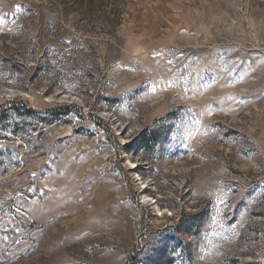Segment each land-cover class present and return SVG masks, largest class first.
<instances>
[{"label": "rangeland", "instance_id": "obj_1", "mask_svg": "<svg viewBox=\"0 0 264 264\" xmlns=\"http://www.w3.org/2000/svg\"><path fill=\"white\" fill-rule=\"evenodd\" d=\"M0 115V264H264V0H0Z\"/></svg>", "mask_w": 264, "mask_h": 264}, {"label": "trees", "instance_id": "obj_2", "mask_svg": "<svg viewBox=\"0 0 264 264\" xmlns=\"http://www.w3.org/2000/svg\"><path fill=\"white\" fill-rule=\"evenodd\" d=\"M73 109L70 108L69 106H61V107H58V110H60V116H62V117L70 114L71 110H73ZM80 116L82 117V115H80ZM0 119H2V115H0ZM127 148H130V146H128ZM128 151H130V149ZM201 218H202V214L201 213L198 214V215H196V216L189 217L188 218V221H187V225L186 226L185 225L183 226L184 228H186L188 235H190V237L192 239H196V236H197L196 229L199 228V225L201 223ZM184 230L183 229H179L180 232H182Z\"/></svg>", "mask_w": 264, "mask_h": 264}]
</instances>
